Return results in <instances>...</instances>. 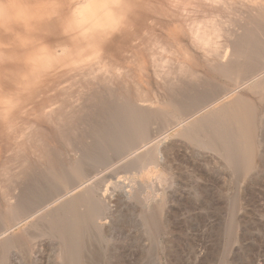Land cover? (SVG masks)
Wrapping results in <instances>:
<instances>
[{
  "label": "rangeland",
  "instance_id": "rangeland-1",
  "mask_svg": "<svg viewBox=\"0 0 264 264\" xmlns=\"http://www.w3.org/2000/svg\"><path fill=\"white\" fill-rule=\"evenodd\" d=\"M11 2L18 4L20 0ZM33 3L35 2L31 4ZM234 4L237 10L230 15L224 14L225 17H221L224 19L220 20L222 24L219 25L223 29L220 26L222 32L216 38L219 48L221 47L220 53L226 50L229 39L233 43L237 39L239 45L243 42L241 47H247V40L251 41L247 35L246 40L245 36V32L251 29L249 23H254L255 18L256 25L260 20L262 25L264 23V0H245ZM248 16L251 18L247 25ZM170 17L168 14V38L180 40L181 43L176 44L178 49H169L166 55L172 66L175 64L178 67L177 73H169L167 76L168 91L159 79V82L154 80L155 76L144 64L146 59L142 56H129L123 61L121 58L119 60L138 75L143 84L141 86L148 92L153 104L143 105L138 100V91L131 81L130 87L119 82L110 86L98 84L93 87L99 97L111 96L112 99L110 94L116 92L118 97L132 101L131 105L137 108L141 106L147 112V144L143 142L140 150L126 158L127 161L124 158L118 164L113 161L119 155L115 143L111 145L113 148L110 145H100L103 142L101 138L106 132L108 134V131L102 132L101 122L106 120L107 123L112 118L109 110L112 108L110 106L115 105L111 103L108 106L102 102L104 106L93 99L95 103L85 93L64 109L71 116L69 122L63 123L65 129H68L67 137H62L58 130L55 131L53 121L46 119L49 117L45 116L44 111L47 110L46 107H53V101L44 94V90L38 95L43 99L39 101V97L34 98L36 102L32 109L29 107L32 103L28 104V113H22L23 109L17 106L15 112L12 111L4 118L0 116V167L4 159L3 163L7 164L13 158V149L5 146L8 130L4 129L7 128V123H3V120L8 121L16 114L26 116L32 127L34 124L33 128L37 127L42 131L40 128L43 127L45 133L37 131L36 134L47 141V146L41 149L25 143L29 146L23 145L21 149L29 164H25V167L23 164L15 163L12 164L13 167L8 164V175L0 181V264H264V97L261 96L264 95V74L261 79L259 77L248 83H239L217 76L204 58L199 59L197 64L191 62L183 53L186 47L184 45L190 39L189 31L183 21L174 22ZM224 20L227 21L225 25ZM255 24L253 26L256 30ZM262 25V29L258 27L256 33L250 32L254 34L253 37L258 36L259 29L263 30ZM35 29H31L24 37L18 36L15 48L1 39L5 47L1 51L0 61L6 59V65L13 61L19 63L23 59L21 57L33 47L31 44L42 47L44 42L52 40L48 28L42 30L35 26ZM262 36L260 40L264 39ZM196 52L199 53V50L193 54ZM114 56L120 57L115 51L113 59ZM227 57L223 61L226 62ZM221 60L222 58L217 61L222 63ZM88 90H85L87 94L91 89ZM46 98L50 101L47 102ZM168 98L170 108L164 106ZM215 99L219 100L212 104ZM235 99L242 102L247 100L250 105L252 103L257 115L256 154L251 161L253 167L248 170L245 167L249 160L239 156L242 138L237 132V125L228 123L226 119V114H233L231 112H235L236 108L240 109ZM115 101L121 102L120 106L123 104L121 99ZM112 113V122H116L118 117L114 119L115 114ZM220 120L223 121L220 123ZM115 122L113 124L119 126V121ZM20 124L18 119L15 126ZM96 127L100 128L101 133ZM117 128L115 126L116 132L120 127ZM111 130L113 129H109ZM120 131L126 133L121 135H128L125 128ZM116 132L113 134H117ZM97 133L102 134L101 137ZM2 136L4 138L1 139ZM128 136L135 139L131 134ZM130 138L125 139L129 142ZM147 151L149 152L146 153ZM229 153H232L231 157H228ZM152 155L156 156L155 159ZM137 156L141 159L137 160ZM76 162L84 168L87 175L91 173L95 176L92 182L70 191L64 201L54 199L51 200L53 204L48 205L46 200L53 199L52 195L55 194V198L59 199L60 195L71 190L69 182L78 185L85 181V178L75 174ZM88 203L97 206L93 208ZM88 207L91 211H88ZM76 209L82 214L88 212V216L83 215L86 221L81 218L84 226L82 223L77 227L75 224L73 226L72 221V231L62 230V224L68 218H74ZM53 216L59 217H54L56 221L61 218L65 223L60 225L61 220L59 223L55 222ZM62 216L68 217L64 219ZM51 221L56 227H53ZM17 222L19 223L16 224ZM66 226L65 224L64 227Z\"/></svg>",
  "mask_w": 264,
  "mask_h": 264
},
{
  "label": "bare ground",
  "instance_id": "bare-ground-1",
  "mask_svg": "<svg viewBox=\"0 0 264 264\" xmlns=\"http://www.w3.org/2000/svg\"><path fill=\"white\" fill-rule=\"evenodd\" d=\"M33 1L35 3L31 4ZM239 1L242 2L245 0H20L18 4L15 3L17 1L13 3L11 2V0H2V2L10 3L14 6L11 9V12L14 14V19L6 23L4 20V16H3V8L0 7V55H1V51L3 47H5L1 43L2 40L5 41V43L7 44L10 43L9 45L15 48L16 44L19 41L18 36L22 35L24 37L25 34H27L28 32H31V29L33 28L35 29V26H38V28L42 30H45L48 28V32L51 35L50 39L52 40L48 42L47 41L44 42L42 47L40 45L35 46V44H31L30 46H33V47L30 48L28 53H25L21 57L23 59L21 60V62L19 60V63H17L16 61H13L12 63L6 65L7 64L6 59H4L5 61L3 62L0 61V116L4 118L6 115L12 113V111L15 112V108L17 106H20V108L23 109L22 113L23 112L28 113V111H30V110L27 111L28 104L32 103L29 106L31 107L30 109H32V106L36 102L34 98L39 97L38 95L41 94L42 91L44 90V94L46 96H49L48 98L53 101L52 105L50 104L51 102L49 103L53 107L49 109L46 107L47 110L44 111L45 116L49 117L46 119L47 120L51 119L50 122L53 121L52 122L53 127L54 126L56 127L55 131L58 130L59 134L62 137H67L68 133L66 134V131L68 129H65L66 127H65V124L63 126V123L69 122L71 120L70 119L71 116L68 115V113L64 111V109L68 105L72 104V102H74L76 99L78 100V98H81L82 97L81 95L83 93H85L87 96H90L92 98L91 99L89 97L91 100L94 99L96 102L98 101V103L104 102V104L106 105L112 103L115 106L114 107L110 106L112 108L109 110L110 114L108 113L109 116L112 117L110 118L111 120L109 118H106L107 120L109 119L110 121L108 120V122L105 123L106 120H104L103 122H101L103 123L102 126L98 124L99 126H101V128H103L102 132L108 131V134L106 132V134L101 138L103 141L101 144L99 143V140L98 141L96 140V141L100 145L104 144L103 146L105 145L111 146L113 143L116 144L117 146L116 148L118 149L117 151L119 152L118 153L119 155L116 156L117 160H113V161H116L115 163L118 164L117 162H119L120 159L123 160V158L124 159L129 158L134 153H136L138 150H140L141 148L140 145L143 142L147 144L148 138L146 139V137H147V131H148V126H149L148 122L145 119L146 118L145 114L147 112L146 110L140 108L141 106L137 108V107H134L133 104L131 105L132 101L125 100L121 98L120 96L118 97L115 91L113 92H115L116 94L115 93L110 94L113 96L112 97L113 100L110 98L111 96L109 97L100 96L99 97V95L97 94L98 92H96L97 90L95 91V88L93 87L97 86L98 84H102L103 86H107V85L110 86L114 82H119L120 84H124L127 87H130L133 84V86L135 85V88L138 91L136 94L137 95L136 97L138 98V100H140L143 103V105L144 104L149 105V103L150 105L153 104L154 102L148 96L149 95L148 92L144 90L143 87L141 86L143 84H142V81L138 79V75H136V73H133L134 71L133 72L130 71L119 60V58H121L122 60L126 57L128 58L129 56L130 57L131 56L132 57L142 56L143 59H146L144 60V64L146 65L148 70L151 72V74L152 73L154 74L155 76L154 80L159 82L158 81L159 79L162 85L166 86L164 88L167 89L168 91L169 90V83H168L169 80L167 81V79H169V77L167 76H169V73H174V72L177 73L176 69L178 67L175 64H173L174 66H172V63L166 58V55L169 53V49H174L175 51L176 49H178L176 44L181 43L180 40H176L172 37L168 38V14L171 16L170 17L171 21H174V22H176L177 20L183 21L184 24L186 25V28L189 31L190 39L187 40L186 44L184 45L186 46L184 49V52L183 51L182 52L186 56L189 57V60L191 62L197 64L199 59L204 58L205 60H208L207 65L210 67L211 71L215 73L217 76L220 75L223 77H227L228 79L233 80L235 82H239V83H248L252 80L258 79L259 77L261 79L262 78L261 76L264 74V39L260 40L262 36L261 34L264 35V32H263L264 28L263 30H261L262 29V27L260 26L262 25L261 20H260L261 23L258 21L260 24L257 23V25L255 24L256 18H255V22L254 23L252 22L253 25L254 24L256 25L257 29L258 27L259 28L261 27V29L258 30V33H259L258 36L261 35L259 37L256 34H255L256 36L253 37L254 34L250 33L251 31L256 33L257 29L255 30L252 23H249L250 24L249 28L251 27V29L250 31H248L249 29L248 30L246 29L247 30L246 32L248 33L245 32V36L247 35L248 39L250 38L251 41L247 40V36H246L247 47H241L243 42L242 43L239 42L241 45L240 46L238 42H236L237 39L235 40V43H233L232 40L229 39L230 41L228 40L229 43L226 46V50L220 53L221 50L219 49L221 47L219 48L220 45H218L219 43L217 44L216 42V38H218V35H220L221 34L220 32H222L220 31L222 26L219 24H222L220 20L224 18L221 19V17H223L224 14L230 15L237 8L234 3L239 2ZM249 1H252V0H249ZM260 16L258 19L261 18ZM250 18L251 17L246 19V24H247V21L249 22ZM252 20H250V22ZM262 21L264 20L262 19ZM225 22L227 21L224 20V25H225ZM260 30L262 32L261 34L259 32ZM242 35L243 33L241 34V37ZM7 39L8 41H6ZM262 41H263V44H262ZM229 49L231 50V53L229 52ZM197 50H199V53L196 52L195 54H193V52ZM114 51L120 55V57L114 56L116 60L112 58ZM225 57H227L226 62L223 61ZM221 58H222L221 61L225 63L223 62L221 63L217 61L218 59L220 61ZM129 81H131L132 84ZM88 89L89 90L91 89L89 94L86 93ZM261 96L264 97V95H261ZM41 98L43 99V97L41 96L38 98V100ZM33 99L34 101H32ZM109 99L112 100L113 102L109 103L110 101ZM115 99L117 100L121 99L123 104L120 106L121 102L118 101L119 102L118 104V102L115 101ZM50 100H48L47 102H49ZM218 100L219 99H215V101H213L212 104H215ZM235 100L237 102V105L239 104L238 106L240 109L236 108L237 110L236 111L233 108L235 112H231L233 114H230V113L226 114V117L228 115L226 119L228 120V123L231 122L235 124L234 126L237 125L236 126L237 132L240 133V136H241L240 138H242V144H241L239 156L249 160L248 161L249 163L245 162V164L248 163V165L245 167L248 170L251 167H253L251 161H252L253 156L256 154L257 145H256L255 136H256V130H257L256 128L257 115H255L254 109L251 106L253 105L252 103L250 105L247 103L248 102L247 100L245 101L246 104L245 102H242L238 99H235ZM104 104L102 103V105ZM234 105H231V106H234ZM42 106L45 107V105H42ZM42 106H41V109H42ZM164 106L170 108V98H168ZM106 109H108V107ZM105 111H108V110H105ZM236 112L237 114H235ZM111 113L113 115L115 114L114 119L118 117L116 119L117 120L116 122L119 121V126H117L118 124L117 125L113 124V122L115 121L112 122L113 116L111 115ZM161 113H163V111ZM165 113L166 112H164V114ZM25 117H22V115L16 114L14 118L12 117L11 119H7L8 121L3 120V123L5 124L7 123L6 124L7 128L4 127V129L8 130V135H6L7 136L6 141L4 139L3 141H5V146L11 148V150L13 149L14 152L12 151L13 153L12 159H10L11 156L10 158L7 157L10 159L9 161L7 159L8 161L7 164L3 163V161L6 159L4 160L2 159L3 161L0 167V181L4 180L8 175L6 174L8 167H10L8 164H11V166L12 164H15V163L18 165L23 164L24 167H25V164H29L25 158V154L23 153L24 150H22L23 145L24 146L27 145L25 143H29L32 147L40 148V149L45 148L47 146L46 139L39 137V135L36 134V132L39 131V129L37 127L33 128L34 124L32 127L30 120H28V118H25ZM18 119L21 124L17 127L15 126V124L16 122H18ZM147 119L149 118L147 117ZM167 121L170 122V120H167ZM222 121L223 120H220V123ZM115 126L116 128L118 127L117 129H119L120 127L119 131L125 128L128 135L129 134L133 135L135 139L132 140L130 138L132 136L126 135L125 137L124 135H121V134H124L125 131L124 133H120L121 131L116 132L117 130H115ZM168 127H169L168 130H170V125H168ZM42 128H40V130L43 131ZM109 129H113V130L109 131ZM114 130L117 134H113L115 133ZM42 131H39V132L43 134L44 131L43 132ZM185 131H187V129ZM5 133H3L4 135L3 134L2 135L5 136ZM99 133L101 132L99 131ZM3 136L1 137V139L4 138ZM124 137L126 139L127 137L130 138L131 141L128 142ZM216 141L213 142V144L216 143ZM29 144L27 146H29ZM144 145H142V147ZM98 147L101 148V146H98ZM210 147L212 148V146ZM232 150L233 149H231V151ZM148 152L149 151H147L146 153ZM8 153H11V152L9 151ZM107 153L108 152H106V154ZM154 154L156 153L154 152ZM230 154L232 155V153H229L228 157H231ZM153 157L155 159L156 156H153ZM134 158L136 160V157ZM139 159H141V157H138L137 160ZM230 159L233 160L234 158H230ZM127 160L128 159H126V161ZM142 160H140L141 161L140 163H143L144 160L143 161ZM148 160L149 159H147V161ZM76 163L77 164L74 169L75 174L80 178H85V181L81 182L78 185L75 183L74 185L72 182H69L71 183L69 184L70 187H72L71 190H69L70 189L69 187L68 188L69 191H67L65 194L63 192H62L63 194L60 193L63 196L60 195L59 199L58 197L55 198L54 196L55 194L52 195V197H54L53 199L49 198L48 199L49 202L46 200V203H48V205L52 203L51 200L52 201L54 199L63 200L66 198V196L69 193L76 190V188L87 185L86 184L87 182L89 183L90 181L92 182V179L95 176H92L91 173L87 175V172L84 170V168L81 167L78 164V162ZM232 163H235V162H232ZM27 166L28 165H26V167ZM122 167H124V165ZM115 174L117 173L115 172ZM86 191H89V190L86 189ZM46 194L49 195L48 192ZM91 195L92 194H90V196ZM57 196H59L58 193H57ZM68 201H71V200H68ZM91 203H94V202L91 201ZM70 204L74 205L73 203H70ZM70 204L68 205L70 206ZM90 204L89 206L90 207L93 206V208L97 206L96 204L95 206L90 205ZM14 207L15 206H13V208ZM93 208H92V212H93ZM77 210L78 209L75 210L76 214H74L73 216L74 218L72 217L73 218L72 220L68 218L67 221L64 220L66 222L65 223L62 221L63 219L62 220L61 218L59 219V221L61 220L60 225L62 224V222L67 225L66 226L67 228L64 227L65 224H62L63 225L62 227L59 226L62 228V230L69 232L70 230L72 231V229L70 228H72L73 226L76 225L77 227V225H80L81 223L83 224V221L81 222V218L84 217L83 215L88 216L87 215L88 212L87 214L86 212L85 214H82V212L80 213ZM88 211H91V208L89 210V207H88ZM97 213L98 212H96V214ZM54 217L55 216H53V218ZM65 217L64 219H66L68 216L66 218ZM53 218H52V221H53ZM55 218H54V221L59 223L58 219L56 221ZM100 218H104V217L100 216ZM72 221L73 223L71 224H73V226H71L70 224V222ZM19 222H17L16 224H18ZM13 225L16 226L15 224ZM53 227H56L55 224H53ZM63 227L65 229H63ZM56 231L57 230H55V232ZM59 233L61 232L59 231ZM76 237L78 239V235ZM71 240H73L72 237H71Z\"/></svg>",
  "mask_w": 264,
  "mask_h": 264
},
{
  "label": "clouds",
  "instance_id": "clouds-1",
  "mask_svg": "<svg viewBox=\"0 0 264 264\" xmlns=\"http://www.w3.org/2000/svg\"><path fill=\"white\" fill-rule=\"evenodd\" d=\"M0 7L3 8V16L6 23L14 19V14L11 12V9L14 7L12 4L4 3L0 0Z\"/></svg>",
  "mask_w": 264,
  "mask_h": 264
}]
</instances>
